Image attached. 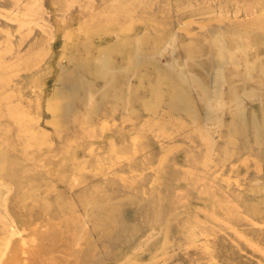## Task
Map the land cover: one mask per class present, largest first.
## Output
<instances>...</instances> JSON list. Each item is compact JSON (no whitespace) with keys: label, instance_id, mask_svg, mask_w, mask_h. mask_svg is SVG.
I'll return each mask as SVG.
<instances>
[{"label":"rangeland","instance_id":"rangeland-1","mask_svg":"<svg viewBox=\"0 0 264 264\" xmlns=\"http://www.w3.org/2000/svg\"><path fill=\"white\" fill-rule=\"evenodd\" d=\"M0 264H264V0H0Z\"/></svg>","mask_w":264,"mask_h":264},{"label":"bare ground","instance_id":"bare-ground-1","mask_svg":"<svg viewBox=\"0 0 264 264\" xmlns=\"http://www.w3.org/2000/svg\"><path fill=\"white\" fill-rule=\"evenodd\" d=\"M181 73H182V72H181ZM181 73H180V74H181ZM181 75H182V74H181ZM183 106H184V104H183Z\"/></svg>","mask_w":264,"mask_h":264}]
</instances>
